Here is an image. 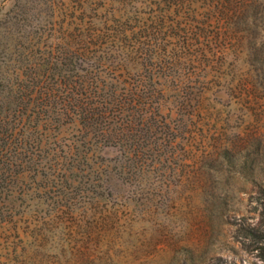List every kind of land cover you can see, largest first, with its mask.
I'll use <instances>...</instances> for the list:
<instances>
[{"label": "rangeland", "instance_id": "obj_1", "mask_svg": "<svg viewBox=\"0 0 264 264\" xmlns=\"http://www.w3.org/2000/svg\"><path fill=\"white\" fill-rule=\"evenodd\" d=\"M0 7L25 17L17 37L46 59L81 31L151 50L171 133L138 173L118 149L99 152V173L60 202L26 178L0 222V264H264V0Z\"/></svg>", "mask_w": 264, "mask_h": 264}, {"label": "trees", "instance_id": "obj_2", "mask_svg": "<svg viewBox=\"0 0 264 264\" xmlns=\"http://www.w3.org/2000/svg\"><path fill=\"white\" fill-rule=\"evenodd\" d=\"M11 14L0 7V222L12 218L26 178L31 190L52 191L60 202L99 173V152L118 149L121 170L138 173L171 135L156 60L145 62L151 50H130L121 35L102 44L100 35L81 31L76 49L66 42L61 57L46 59L32 42L24 48L17 28L25 17ZM139 54L144 61L133 62Z\"/></svg>", "mask_w": 264, "mask_h": 264}]
</instances>
